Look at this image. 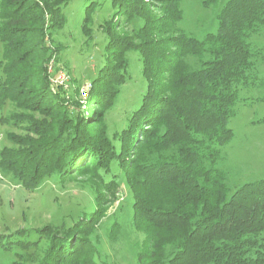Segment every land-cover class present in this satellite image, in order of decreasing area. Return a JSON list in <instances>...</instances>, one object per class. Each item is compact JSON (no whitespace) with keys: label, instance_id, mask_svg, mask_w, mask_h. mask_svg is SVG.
Segmentation results:
<instances>
[{"label":"trees","instance_id":"obj_1","mask_svg":"<svg viewBox=\"0 0 264 264\" xmlns=\"http://www.w3.org/2000/svg\"><path fill=\"white\" fill-rule=\"evenodd\" d=\"M74 1L86 3L85 27L99 5L92 0H0V106L8 99L49 118L29 121L36 139H10L18 148L0 152V169L26 191L53 176L91 172L99 193L114 189L116 180L106 176L117 168L133 194L132 223L146 234L138 264H264V179L230 193L216 168L232 139L228 121L239 89L257 82L264 87V79L249 72L259 52L248 42L264 29V0H227L216 31L203 40L169 36L179 11L155 18L145 0H109L117 17L140 26L131 36L117 34L118 22L103 26L106 55L87 101L111 107L128 76L129 52L140 55L146 83L117 138L118 150L102 127L89 130L88 119L49 82L47 68L56 54L50 36L63 26L62 11ZM189 54L200 57V68L187 66ZM95 116L92 124L100 125ZM144 151L155 160L145 162ZM101 217L98 208L89 221ZM70 245L63 238L42 264H78L84 248Z\"/></svg>","mask_w":264,"mask_h":264},{"label":"rangeland","instance_id":"obj_2","mask_svg":"<svg viewBox=\"0 0 264 264\" xmlns=\"http://www.w3.org/2000/svg\"><path fill=\"white\" fill-rule=\"evenodd\" d=\"M145 1L155 18L177 11L181 13L180 20L170 26L169 36L184 35L203 40L208 33L216 31V16L227 0ZM92 2L99 5L95 6L85 27H82L84 1H74L63 9L65 22L50 36L49 48L56 54L47 72L52 89L55 92L58 89L73 103L74 112L83 113L88 119L89 130L102 127L118 150L117 138L131 113L139 107L146 87L140 55L126 53L128 76L117 86L118 93L110 108L88 102L87 93L106 55L108 40L103 26L111 21L112 24L118 22L117 34L131 36L132 29L140 24L117 17L109 0ZM248 42L259 52L253 56L249 71L259 81L264 79V29L252 34ZM1 57L0 43V60ZM184 60L191 70L200 68V57L189 54ZM0 77L3 78L1 71ZM238 97L234 115L228 121L232 139L221 149L216 163L230 193L244 184L264 179V87L257 82L239 89ZM95 115L100 125L92 124ZM32 119L49 122L42 114L18 109L8 99L2 102L0 152L18 148L10 140L13 137L37 138L28 129ZM142 157L147 162L155 160L156 155L144 151ZM106 180H116L110 192L100 189L98 193L91 172L53 176L36 190L26 191L13 175L0 169V264H42L63 238L68 240L70 247L75 246V242L83 246L78 264H138L137 257L144 251L147 241L145 232L132 223V191L117 168ZM98 208L102 217L95 223L89 221ZM260 236L264 239V232Z\"/></svg>","mask_w":264,"mask_h":264}]
</instances>
